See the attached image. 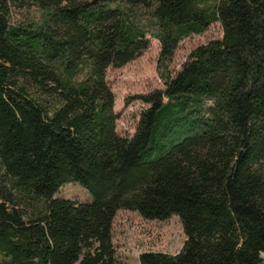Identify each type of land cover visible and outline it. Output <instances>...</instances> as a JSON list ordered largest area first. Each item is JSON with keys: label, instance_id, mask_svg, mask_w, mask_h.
<instances>
[{"label": "trees", "instance_id": "16d2710c", "mask_svg": "<svg viewBox=\"0 0 264 264\" xmlns=\"http://www.w3.org/2000/svg\"><path fill=\"white\" fill-rule=\"evenodd\" d=\"M29 5L43 20L13 21ZM215 21L223 35L170 72ZM147 33L165 87L137 95L123 137L105 72ZM68 181L92 200L56 195ZM121 208L184 226L180 251L139 264H264V0H0V264H121Z\"/></svg>", "mask_w": 264, "mask_h": 264}, {"label": "rangeland", "instance_id": "374dc122", "mask_svg": "<svg viewBox=\"0 0 264 264\" xmlns=\"http://www.w3.org/2000/svg\"><path fill=\"white\" fill-rule=\"evenodd\" d=\"M139 13L145 14L144 8ZM13 21L37 22L44 18V11L36 5L16 8L12 11ZM222 24L215 21L201 32H193L182 38L177 44L172 60L169 63L170 72L180 69L190 52L201 43L221 37ZM149 43L145 49L121 66L110 65L106 72L109 87L114 92L113 111L118 113L116 121L120 135L131 136L137 130L141 110L148 104L137 95L165 87L163 78L158 72L157 56H159V39L146 34ZM56 195L71 198L75 201L88 202L92 193L77 181H68L60 186ZM112 239L115 245L118 261L121 264H139L140 253L144 250H163L166 252L180 251L186 236L181 217L173 213L168 218H147L137 210L121 208L115 213Z\"/></svg>", "mask_w": 264, "mask_h": 264}]
</instances>
